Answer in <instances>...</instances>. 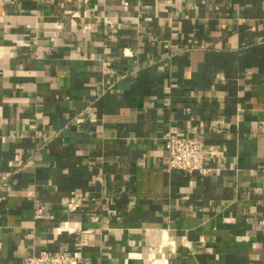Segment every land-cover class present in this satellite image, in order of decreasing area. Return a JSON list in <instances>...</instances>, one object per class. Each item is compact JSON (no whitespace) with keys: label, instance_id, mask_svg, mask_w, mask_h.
Here are the masks:
<instances>
[{"label":"crops","instance_id":"obj_1","mask_svg":"<svg viewBox=\"0 0 264 264\" xmlns=\"http://www.w3.org/2000/svg\"><path fill=\"white\" fill-rule=\"evenodd\" d=\"M263 218L264 0H0V264H264Z\"/></svg>","mask_w":264,"mask_h":264},{"label":"built area","instance_id":"obj_2","mask_svg":"<svg viewBox=\"0 0 264 264\" xmlns=\"http://www.w3.org/2000/svg\"><path fill=\"white\" fill-rule=\"evenodd\" d=\"M124 6L127 7L128 2H124ZM165 148L169 171L177 170L189 175L198 174L203 178H209L217 170L212 160L220 153L208 147L202 137L169 133L165 137ZM42 214L43 208H37L35 216L41 218ZM260 224L264 227V218L260 220ZM79 260L78 251H42L38 255L26 257L23 264H79Z\"/></svg>","mask_w":264,"mask_h":264}]
</instances>
